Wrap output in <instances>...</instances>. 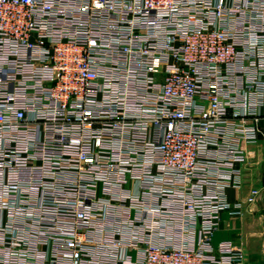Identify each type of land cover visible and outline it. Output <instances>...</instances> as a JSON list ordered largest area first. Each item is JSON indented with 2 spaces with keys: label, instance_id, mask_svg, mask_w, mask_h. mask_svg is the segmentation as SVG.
Wrapping results in <instances>:
<instances>
[{
  "label": "built area",
  "instance_id": "2783aa9c",
  "mask_svg": "<svg viewBox=\"0 0 264 264\" xmlns=\"http://www.w3.org/2000/svg\"><path fill=\"white\" fill-rule=\"evenodd\" d=\"M258 144L264 0H0V264H245Z\"/></svg>",
  "mask_w": 264,
  "mask_h": 264
},
{
  "label": "crops",
  "instance_id": "0c3cea01",
  "mask_svg": "<svg viewBox=\"0 0 264 264\" xmlns=\"http://www.w3.org/2000/svg\"><path fill=\"white\" fill-rule=\"evenodd\" d=\"M251 178L247 180L243 189L246 197L251 188L259 187L264 190V144H258L256 151H252ZM229 202H237L234 191L228 192ZM213 241L219 244L223 241H232L243 245L246 251L245 264H264V206L258 204L245 207L235 217L224 214Z\"/></svg>",
  "mask_w": 264,
  "mask_h": 264
},
{
  "label": "rangeland",
  "instance_id": "374dc122",
  "mask_svg": "<svg viewBox=\"0 0 264 264\" xmlns=\"http://www.w3.org/2000/svg\"><path fill=\"white\" fill-rule=\"evenodd\" d=\"M253 150L256 151V147L252 148L251 152H252Z\"/></svg>",
  "mask_w": 264,
  "mask_h": 264
},
{
  "label": "water",
  "instance_id": "95a60500",
  "mask_svg": "<svg viewBox=\"0 0 264 264\" xmlns=\"http://www.w3.org/2000/svg\"><path fill=\"white\" fill-rule=\"evenodd\" d=\"M263 203H264V196H263Z\"/></svg>",
  "mask_w": 264,
  "mask_h": 264
}]
</instances>
